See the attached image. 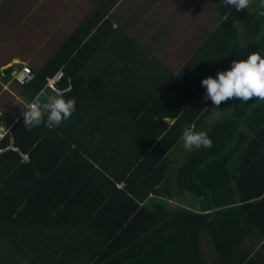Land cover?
<instances>
[{"label":"trees","instance_id":"obj_1","mask_svg":"<svg viewBox=\"0 0 264 264\" xmlns=\"http://www.w3.org/2000/svg\"><path fill=\"white\" fill-rule=\"evenodd\" d=\"M260 4L239 13L227 5L176 73L99 10L31 67L0 141L29 158L0 154V264H264V101L215 108L200 84L233 59L264 54ZM60 68L76 110L53 129L23 127L24 107L54 95L45 79ZM189 126L212 147L172 169Z\"/></svg>","mask_w":264,"mask_h":264},{"label":"rangeland","instance_id":"obj_2","mask_svg":"<svg viewBox=\"0 0 264 264\" xmlns=\"http://www.w3.org/2000/svg\"><path fill=\"white\" fill-rule=\"evenodd\" d=\"M183 1L182 3L180 1L178 7L175 8L174 18L169 19L163 28L157 29L154 26H149L148 29H138L139 32H135L137 40L143 47L172 73H176L190 55L196 45V39L202 38L226 10V5L222 4V0H205L195 7L193 2L196 0H190L189 5L185 4L186 0ZM54 8L55 5H51L50 9H46L50 12L46 15L43 14L46 16V20L36 21L31 28H24L21 32L13 29V22L5 24L4 31L0 29V64L7 57L18 53L31 67H38L83 20L81 14L86 12V8L83 6L79 9L80 13L75 14L71 6L68 5L67 9L62 8L65 11L58 9L57 16L51 19ZM155 19L154 17L151 21ZM174 25L175 27H172ZM150 32L152 36L148 38ZM215 121L217 119L214 117L208 122V125H213ZM191 152L192 150H185L182 147V141L179 140L169 158L172 169H176ZM180 199L182 203H187L191 210L198 209L197 201L193 195L183 194ZM174 204V199L168 201L169 207ZM203 246L204 258L209 259L207 252L210 249H206L207 244L204 240Z\"/></svg>","mask_w":264,"mask_h":264},{"label":"crops","instance_id":"obj_3","mask_svg":"<svg viewBox=\"0 0 264 264\" xmlns=\"http://www.w3.org/2000/svg\"><path fill=\"white\" fill-rule=\"evenodd\" d=\"M180 1L184 2L183 0H0V29L1 31L5 29V24L9 22H13V29L18 32L24 28H31L36 21L46 20L45 15L50 13L46 9H50L51 5H55L53 12L51 11L53 13L51 19L57 16L58 9L65 11L62 8L67 9L68 5L75 14L80 13L79 9L84 6L86 12L81 14L82 19L89 12L99 10L103 18L110 22L112 29H119L121 33L141 44L135 32H139L138 29H148L149 26L163 28L169 19L174 18L175 8ZM203 1L205 2V0H196L193 2L194 7ZM185 4L189 5L190 0H186ZM154 17L156 19L151 21ZM151 36L150 32L147 37ZM18 63L26 62L17 53L7 57L0 66L8 67ZM20 95L17 84L0 76V102L3 101L0 104V127L10 129L12 123L16 121L13 113L17 102L23 101Z\"/></svg>","mask_w":264,"mask_h":264},{"label":"clouds","instance_id":"obj_4","mask_svg":"<svg viewBox=\"0 0 264 264\" xmlns=\"http://www.w3.org/2000/svg\"><path fill=\"white\" fill-rule=\"evenodd\" d=\"M251 0H222L239 13L249 7ZM258 15L264 17V0H261ZM224 16H221L223 18ZM204 89L203 99L211 101L212 107L220 108L222 101L237 98L239 104H247L252 98L264 101V54L252 52L247 59H233L230 68L219 71L215 77L208 76L200 81ZM76 110L75 97L65 99L62 95H49L46 101L32 99L22 112L23 127L32 129L44 124L49 129L59 127ZM180 140L185 150L211 148L213 141L205 131L185 127Z\"/></svg>","mask_w":264,"mask_h":264},{"label":"built area","instance_id":"obj_5","mask_svg":"<svg viewBox=\"0 0 264 264\" xmlns=\"http://www.w3.org/2000/svg\"><path fill=\"white\" fill-rule=\"evenodd\" d=\"M10 67L9 74H5V70ZM0 76H4L9 79V82H13L17 85H25L34 80V73L31 66L27 63H18L12 66H0ZM64 77V71L62 68L58 69L52 76L45 79V85L43 91H49L54 95H63L70 92L72 86L70 81L65 87L59 85ZM9 133V128L0 127V141L4 138L6 134ZM11 151L17 153L21 157L22 162H28L29 158L27 154H24L20 149L14 145L12 142L0 147V154L3 152ZM121 186V185H120Z\"/></svg>","mask_w":264,"mask_h":264}]
</instances>
